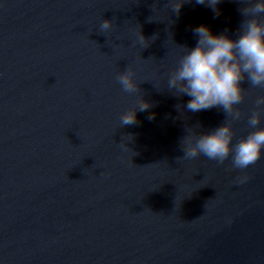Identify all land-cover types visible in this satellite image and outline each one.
<instances>
[{
	"label": "water",
	"instance_id": "obj_1",
	"mask_svg": "<svg viewBox=\"0 0 264 264\" xmlns=\"http://www.w3.org/2000/svg\"><path fill=\"white\" fill-rule=\"evenodd\" d=\"M240 7L221 0L216 16L195 0L179 14L167 0H0V264H264V150L244 170L177 161L187 128L210 132L226 114L191 112V97L167 89L193 29L235 39ZM102 20L113 21L105 34ZM128 66L136 94L116 81ZM241 87L233 143L264 96ZM141 96L152 107L120 127Z\"/></svg>",
	"mask_w": 264,
	"mask_h": 264
},
{
	"label": "clouds",
	"instance_id": "obj_2",
	"mask_svg": "<svg viewBox=\"0 0 264 264\" xmlns=\"http://www.w3.org/2000/svg\"><path fill=\"white\" fill-rule=\"evenodd\" d=\"M186 0H167L172 11L179 14ZM221 0H195V3L206 5L220 15L217 5ZM241 5L239 11L243 20L239 26L236 38L227 35V31L214 35L206 25L193 29L198 37L194 48L180 46L183 54L176 66L167 73V89L176 96L191 97L185 105L191 112H199L214 107L221 108L226 114L223 124L210 132L187 128V135L181 144L184 155L177 161L194 159L200 156L223 165L230 160L233 169L244 170L254 165L262 156L264 150V126L261 118L264 115V96L256 100L258 106L248 117L247 125L251 129L246 136H241L235 143L236 133L233 123L242 118L238 108L245 97L246 89L241 83L247 80L251 87L264 88V0H237ZM113 21L102 20L99 25L101 33L112 29ZM155 37V36H153ZM152 37V39H153ZM154 40V39H153ZM136 43L149 46V41L140 32ZM121 90L128 94L140 91L135 72L128 66L116 76ZM152 105L139 97L134 107L120 116V127L137 123V111H146ZM180 107L179 105L177 106ZM155 114L148 116L149 120ZM131 140L132 137H127ZM123 146L127 149V145ZM247 176L238 177V183H244Z\"/></svg>",
	"mask_w": 264,
	"mask_h": 264
}]
</instances>
